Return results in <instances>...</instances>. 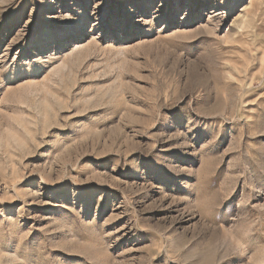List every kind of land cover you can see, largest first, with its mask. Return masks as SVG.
Returning <instances> with one entry per match:
<instances>
[{
	"label": "rangeland",
	"instance_id": "374dc122",
	"mask_svg": "<svg viewBox=\"0 0 264 264\" xmlns=\"http://www.w3.org/2000/svg\"><path fill=\"white\" fill-rule=\"evenodd\" d=\"M0 264H264V0H0Z\"/></svg>",
	"mask_w": 264,
	"mask_h": 264
}]
</instances>
